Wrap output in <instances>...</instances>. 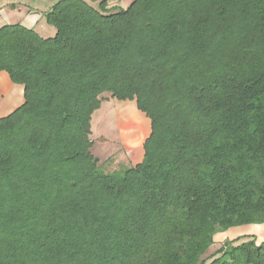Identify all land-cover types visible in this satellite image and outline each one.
I'll list each match as a JSON object with an SVG mask.
<instances>
[{
  "label": "trees",
  "instance_id": "obj_1",
  "mask_svg": "<svg viewBox=\"0 0 264 264\" xmlns=\"http://www.w3.org/2000/svg\"><path fill=\"white\" fill-rule=\"evenodd\" d=\"M103 5L57 0L49 37L0 26L23 86L0 117V264H264L251 236L213 245L264 223V0ZM107 97L150 120L134 166L91 151Z\"/></svg>",
  "mask_w": 264,
  "mask_h": 264
},
{
  "label": "rangeland",
  "instance_id": "obj_2",
  "mask_svg": "<svg viewBox=\"0 0 264 264\" xmlns=\"http://www.w3.org/2000/svg\"><path fill=\"white\" fill-rule=\"evenodd\" d=\"M90 128L91 151L109 169L134 166L142 160L150 120L134 99L107 97L93 111Z\"/></svg>",
  "mask_w": 264,
  "mask_h": 264
},
{
  "label": "crops",
  "instance_id": "obj_3",
  "mask_svg": "<svg viewBox=\"0 0 264 264\" xmlns=\"http://www.w3.org/2000/svg\"><path fill=\"white\" fill-rule=\"evenodd\" d=\"M57 0H0V26L19 23L34 29L39 35L49 37L55 29L45 20V13ZM95 8L104 2L105 12L126 8L132 0H85ZM23 103V86L14 83L5 71H0V117L6 116ZM251 236L256 243H264V223L245 224L230 227L214 235V246L227 240Z\"/></svg>",
  "mask_w": 264,
  "mask_h": 264
}]
</instances>
